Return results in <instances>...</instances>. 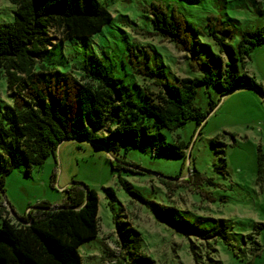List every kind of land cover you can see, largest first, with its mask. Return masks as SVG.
<instances>
[{"label": "rangeland", "instance_id": "rangeland-1", "mask_svg": "<svg viewBox=\"0 0 264 264\" xmlns=\"http://www.w3.org/2000/svg\"><path fill=\"white\" fill-rule=\"evenodd\" d=\"M100 1L112 22L93 37L65 43L52 30L54 48L44 61L77 74L91 55L97 56L112 76L130 86L140 104L147 89L157 90V82L201 77L188 68L189 52L153 33L155 6L167 13L174 9L187 22L190 36L207 46L199 63L209 60L211 51L219 54L210 36L218 19L232 31L233 45L243 32L264 27V0ZM15 10L9 0H0V24L13 22ZM211 66L219 72L218 60ZM238 66L264 87V42L252 50L245 68L241 61ZM6 104H13V96L3 76L0 116ZM195 104L210 111L200 126L189 120L164 132L169 144H187L186 156L155 155L150 143L135 147L127 139L110 153L86 140H65L42 166L19 165L6 177L0 206L19 222L41 202L62 206L70 186L95 190L100 232L80 247L83 264H129L142 257L140 264H264V173L261 180L258 174V156L264 155V95L252 88L222 95L214 86L200 85ZM160 208L175 212L161 214ZM169 217L184 221L187 231L171 226Z\"/></svg>", "mask_w": 264, "mask_h": 264}, {"label": "trees", "instance_id": "trees-1", "mask_svg": "<svg viewBox=\"0 0 264 264\" xmlns=\"http://www.w3.org/2000/svg\"><path fill=\"white\" fill-rule=\"evenodd\" d=\"M9 1L16 10L13 22L0 24V78H6L13 104H6L0 116L1 190L17 166H42L65 140H86L110 153L117 152L119 142L127 139L135 147L150 143L155 155L168 151L186 156L187 144L179 140L169 144L164 132L189 120L199 126L206 120L210 111L195 104L200 85L214 86L222 95L247 87L264 95V87L238 66L241 61L245 68L252 50L264 42V27L243 32L233 45L229 41L232 31L218 19L210 36L219 54L211 51V58L199 63L197 57L207 46L190 36L187 22L174 9L167 13L155 6L153 33L189 52L188 68L201 77H177L175 84L157 82V90L147 89L140 104L130 86L112 76L97 56L91 55L77 74L44 61L54 48L52 30L65 43L93 37L112 22V14L100 0ZM213 60L220 62L218 73L211 66ZM263 173L264 155L259 154L260 180ZM65 191L67 201L62 206L41 202L19 217V222H13L6 207L0 206V264H83L80 247L100 232L99 198L84 185ZM158 211L174 214L175 209ZM167 220L179 231L188 229L184 221ZM143 259L129 264H140ZM118 264L125 263L120 260Z\"/></svg>", "mask_w": 264, "mask_h": 264}, {"label": "water", "instance_id": "water-1", "mask_svg": "<svg viewBox=\"0 0 264 264\" xmlns=\"http://www.w3.org/2000/svg\"><path fill=\"white\" fill-rule=\"evenodd\" d=\"M247 88H250V87H247Z\"/></svg>", "mask_w": 264, "mask_h": 264}]
</instances>
